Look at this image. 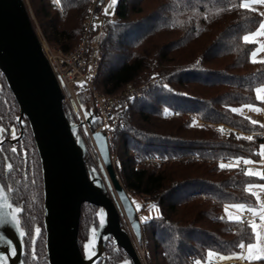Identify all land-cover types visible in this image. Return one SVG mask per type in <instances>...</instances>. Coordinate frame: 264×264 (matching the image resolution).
I'll use <instances>...</instances> for the list:
<instances>
[{
	"label": "trees",
	"instance_id": "16d2710c",
	"mask_svg": "<svg viewBox=\"0 0 264 264\" xmlns=\"http://www.w3.org/2000/svg\"><path fill=\"white\" fill-rule=\"evenodd\" d=\"M27 2L50 47L69 52L77 45L90 0H60L59 7L53 0ZM240 2L117 0L112 15L90 30L100 60L97 90L115 94L129 85L134 90L122 101L123 123L108 146L126 192L143 200L142 211L157 206L146 222L136 211L149 264H193V258L205 261L209 249L229 255L240 252L241 241L255 240L250 222L230 221L225 205L257 207L246 189L263 179L246 175L245 168L219 167L234 158L259 160L264 143L261 123L252 124L248 108L242 107L260 104L254 90L264 85V63L252 61L255 44L242 37L256 30L262 17L240 8ZM0 94L1 121L16 125L18 105L1 71ZM77 96L88 99L94 113L85 114L94 129L98 121L88 91ZM25 126L22 140L33 172L22 177L16 193L26 227L32 229L35 223L42 225L43 189L33 136ZM97 213L96 206L81 205L77 238L82 253L98 224ZM35 253L37 264H48L44 237L37 239ZM125 260V252L110 238L105 264Z\"/></svg>",
	"mask_w": 264,
	"mask_h": 264
},
{
	"label": "water",
	"instance_id": "95a60500",
	"mask_svg": "<svg viewBox=\"0 0 264 264\" xmlns=\"http://www.w3.org/2000/svg\"><path fill=\"white\" fill-rule=\"evenodd\" d=\"M0 71L17 102L21 132V119L25 116L40 159L47 263L92 264L102 260L105 264L104 247L112 237L131 264H143L121 225L120 211L140 241V221L115 173L106 134L92 132L104 183L87 168L84 144L77 135L76 124L64 111L58 81L43 53L25 0H0ZM86 117L91 125V117ZM106 186L114 190L117 201L107 193ZM83 203L96 206L97 215L103 210L104 223L101 226L98 215L95 233L88 241L94 245L91 259L83 255L77 238ZM11 243L16 246L13 260L7 251ZM20 251L18 231L12 225H0V256L4 253L9 264H20Z\"/></svg>",
	"mask_w": 264,
	"mask_h": 264
},
{
	"label": "built area",
	"instance_id": "2783aa9c",
	"mask_svg": "<svg viewBox=\"0 0 264 264\" xmlns=\"http://www.w3.org/2000/svg\"><path fill=\"white\" fill-rule=\"evenodd\" d=\"M109 5L110 0H90L89 12L80 40L77 45L69 52H63L59 48L50 47L43 37L37 23L34 24L32 15H30L33 27L41 43L43 53L58 81L62 94L61 102L64 111L67 116L71 118L70 120H72L77 126V135L84 144L85 154L87 151V139H89L90 142L95 146L92 139L93 131H103L106 134L109 142V140L113 137L114 129L123 123V114L121 112V104L123 99L128 96H134V90L131 85L115 94L101 93L97 90L95 85V78L98 74L100 60L96 54V46L91 42L90 30L98 20L105 16H110V14H106V9L109 7ZM56 6L59 7V3H56ZM84 89H86L89 93L90 104L96 112V118L98 121L97 126L91 131L88 129L80 107L75 100L77 94ZM136 94L139 95L138 92H135V95ZM83 127H85V132H82ZM260 136L264 139V134L262 132L260 133ZM84 158L85 160L88 159L86 155H84ZM260 161L264 162L263 159H260ZM229 162L234 161L230 160L228 163ZM238 167L241 169L245 168L243 160H241ZM87 168L93 172H96L94 168L91 169L88 165ZM122 215H124L123 212L121 213V216ZM125 219L126 222L121 221L122 227L129 234L136 247L135 243H138L139 241L136 239L130 226V222L126 216ZM241 222L259 223L260 219L259 216L254 215L252 212L244 211L241 214ZM126 224H128L127 227ZM240 252H244V249H240ZM141 260L143 264L146 263L143 257L142 249ZM195 260L197 259H192L193 264H195ZM240 261L241 260L239 259V262ZM224 263H226V261L219 260L218 258L214 260V264Z\"/></svg>",
	"mask_w": 264,
	"mask_h": 264
},
{
	"label": "snow or ice",
	"instance_id": "6c2138e0",
	"mask_svg": "<svg viewBox=\"0 0 264 264\" xmlns=\"http://www.w3.org/2000/svg\"><path fill=\"white\" fill-rule=\"evenodd\" d=\"M54 3H59L60 0H53ZM117 0H110L111 5H115ZM253 5H264V0H241L239 7L242 9H246L249 11H257ZM261 16H264V12L260 13ZM264 36V20H261L259 23V28L257 31L246 34L242 37V39L246 43H251V44H257L259 43V51L264 52V43H260L256 38ZM257 52L254 51L252 52V61L255 63L257 62ZM259 62L264 63V60H261ZM165 88L168 87V85H164ZM256 93V99L259 101H264V85H260L257 87L255 90ZM243 108H248L253 111H261L260 108L255 107L253 104H245L242 106ZM232 112H242V108H232ZM165 114L169 112L168 108L164 109ZM250 119V118H249ZM197 121L193 119V125H195ZM252 124H257L258 121L256 120H251ZM2 131V129H0ZM220 132H223L224 129L221 127L219 129ZM247 140H252V136H247L244 137ZM262 151L259 152L258 154L264 158V145L260 146ZM13 152L16 151L15 148L12 149ZM243 158H234V162H229V163H224L221 161L219 164V167L221 169H231L234 167H238L239 163L241 162ZM244 164H251L254 163L252 160L248 159H243ZM7 167L11 170L13 168V165L8 164ZM246 175L249 176H257L260 177L261 179H264V171H253L252 169H247L245 172ZM253 188H259L260 191H264V184H256V185H248L247 189L248 191L251 192L253 196L256 197L257 201L260 200V196L257 192L252 191ZM11 188H7V192H11ZM0 201H3V203H0V225H12L20 234V236H24L26 233L21 227V221L19 219V214L22 212V209L18 206H14L13 203L9 202L8 197L6 195V189L5 186L0 185ZM150 208H157L156 205H150ZM141 206L137 204V210L139 211ZM4 209H10V211H4ZM229 209H236L239 212H244V211H249L252 212L254 215L258 214L260 223L257 224L255 222L250 223V228L252 233L256 237V242L255 243H248L246 248L247 252H233L229 255H223L221 253L215 252L212 249H209L207 251V259L205 261H201L199 259L195 260V264H214V260L218 258L219 260H230V259H247L248 261H255V260H264V202L260 203V208L255 209V208H246L244 204L241 203H235L231 205H225V214L227 215L228 219L230 221H235V222H240L241 221V216L240 215H233ZM100 215V224L101 226L104 223V218H103V210L98 214ZM152 219V217H142L141 221L146 222L147 220ZM93 233H95V228L92 229ZM41 232V229L39 227L35 228V233L36 235H39ZM240 249L245 248V243L241 241L238 245ZM85 248V253L88 254L90 250V246L88 244L84 245ZM11 254L16 255V249L12 247L11 249ZM94 254V253H93ZM33 258H36V253L33 251ZM89 259H91V256H89ZM7 260V257L5 256H0V264H4V262ZM123 264H128V261H124Z\"/></svg>",
	"mask_w": 264,
	"mask_h": 264
},
{
	"label": "flooded vegetation",
	"instance_id": "af4514ba",
	"mask_svg": "<svg viewBox=\"0 0 264 264\" xmlns=\"http://www.w3.org/2000/svg\"><path fill=\"white\" fill-rule=\"evenodd\" d=\"M0 100H1V94H0ZM18 116H19V113L17 115V119H18ZM25 123H28V121L26 117L23 116L21 119V126H22V132H21V128H20V124L18 123V120H16V125H15L13 123H10V124L6 122L3 123L0 119V129H2V131H0V185L5 186L6 195L8 197L9 202L13 203L14 206H18L22 209V212L19 214V219L21 221V227L23 228L26 234L24 236H20L18 232V238H19L20 247H21L20 264H37L38 260L36 258L35 259L33 258V251H35L37 239L39 237H43V233L40 232L39 235H36L35 228L41 227V226L43 227V218H42V225H40L39 223H35L34 228L32 229H29L28 227H26V223L24 219V216L26 217V215H25L24 208H23V202L17 197V193H16L17 186L20 183L22 177L26 178L29 176L30 173L33 172V169H32L33 165H29V157L27 154V149L22 140L23 139L22 137L26 130ZM33 142H34V139H33ZM34 145H35V142H34ZM13 148L16 149L15 152L12 151ZM36 153H37V150H36ZM37 156H38V153H37ZM8 164L13 165V168L11 170L7 167ZM40 168H41V165H40ZM41 177H42V173H41ZM7 188H11L12 191L7 192ZM42 189H43V183H42ZM6 211H10V209H6ZM27 216L30 217V214H27ZM110 238L112 239V237H109L108 240ZM44 240H45V231H44ZM12 247L16 249V246L13 243H11L7 251L9 252V255L11 256V259L13 260L15 255L11 254L10 249ZM105 247H106V244H105ZM105 247H104V251H105ZM3 256L6 257L4 253H3ZM128 261L131 264L129 258H128ZM4 264H9L8 260H6Z\"/></svg>",
	"mask_w": 264,
	"mask_h": 264
},
{
	"label": "rangeland",
	"instance_id": "374dc122",
	"mask_svg": "<svg viewBox=\"0 0 264 264\" xmlns=\"http://www.w3.org/2000/svg\"><path fill=\"white\" fill-rule=\"evenodd\" d=\"M25 3H26V5H27V8H28V10H29V13H30V15H32V20H33V22H34V24L36 23V21H35V19H34V16H33V13H32V11H31V8L29 7V4H28V2H27V0H25ZM114 6L115 5H109V7L106 9V14L107 15H112V13H113V11H114ZM48 44V43H47ZM76 103L79 105V107H80V110H81V112H82V114H83V118H84V120L86 121V124H87V127H88V129L91 131V130H93L92 129V127H91V125L88 123V121H87V117H86V114H85V112L87 113V112H93V109L91 108V106L89 105V101H88V99H86V97L85 96H83L82 97V99L80 100L79 99V96H76ZM94 113V112H93ZM70 118V117H69ZM71 119V118H70ZM72 121V120H71ZM73 122V121H72ZM82 132H85V127H83L82 128ZM86 146H87V151H86V156L88 157V159H86L85 160V162H86V165H88V166H90V168L91 169H93L94 168V170L96 171V173L101 177V179L103 180V182L105 183V177H104V175H103V168H102V163H101V160H100V158H99V154H98V152L96 151V148H95V146L90 142V140L89 139H87V141H86ZM85 159V158H84ZM112 162H113V164H114V167H115V171H116V167H117V163H118V161H117V159H115V157L114 156H112ZM116 175H117V177H118V174H117V172H116ZM119 178V177H118ZM106 191H107V193L113 198L114 197V199L117 201V197H116V194H115V192H114V190L112 189V188H109V187H107L106 186ZM255 192H257L256 190H255ZM130 192L127 190V194L129 195V197H130V199H131V201H132V204H133V206H134V208H135V210L136 211H138L137 210V204H139L140 206H141V208H140V213L138 214V216H139V218L141 219L142 217H149L154 211H155V209H152V208H148L146 211L144 210V211H142V207H143V205H144V203H143V200L142 199H140V198H137V197H134V196H130V194H129ZM121 213H122V211H120V215H121ZM138 213V212H137ZM120 219H121V221L122 222H126V219H125V216L124 215H122L121 217H120ZM127 225L128 224H126V227H127ZM40 229H41V232H42V230H43V227L41 226V227H39ZM92 233H93V231H92ZM92 233H91V235H92ZM91 235H90V237H91ZM132 235V234H131ZM43 237H44V233H43ZM90 239V238H89ZM89 241V240H88ZM88 241L86 242V244H88L89 246H90V250H89V252H88V254H86L85 253V248H84V252H83V254H84V256L85 257H87V258H89V256H92V254H93V251H94V245H92V244H89L88 243ZM134 243V242H133ZM136 244V250H137V252L139 253V255H140V258H141V249L143 250V257H144V260L146 261V263L145 264H149V260H147V259H145V254H146V252H147V250H145L146 249V247H145V245H144V247H143V244L141 243V240L137 243H135ZM247 246V245H246ZM246 248V247H245ZM104 255H105V251H104ZM245 261L247 260V259H244ZM224 261H226V263H224V264H245V263H242L241 261L239 262V259H230V260H224ZM242 261H243V259H242ZM128 264H130L129 262H128Z\"/></svg>",
	"mask_w": 264,
	"mask_h": 264
},
{
	"label": "crops",
	"instance_id": "0c3cea01",
	"mask_svg": "<svg viewBox=\"0 0 264 264\" xmlns=\"http://www.w3.org/2000/svg\"><path fill=\"white\" fill-rule=\"evenodd\" d=\"M253 7H255L257 9V11L259 13L261 12H264V5H253ZM262 17V20H264V16H261ZM259 28V26L257 27V29ZM254 30L253 32L257 31ZM252 33V32H251ZM249 34V33H248ZM260 43H264V36H260V37H257L256 38ZM256 51L258 54H257V61H261V60H264V52H261L259 51V43L255 44V47L253 48L252 52ZM252 52H251V59H252ZM256 94V93H255ZM259 101V100H258ZM259 105L255 106L257 108H260L261 111L257 112V111H253V110H250V109H247V113L256 121L260 122L261 125H262V133L264 134V101H259ZM264 145V143L262 144ZM262 151V149L260 148V152ZM260 159H263L261 156L259 157V160H252L254 161V163H251V164H245V171L247 169H252L253 171H264V162H261ZM257 177V176H256ZM260 178V177H259ZM261 184H264V179L262 181ZM257 191V193L259 194L260 196V200L257 201V207H255V209H259L260 208V203L261 202H264V191H260L259 188H253L252 191ZM257 200V199H256ZM231 205V204H230ZM247 208V207H246ZM229 211L232 212L233 215H240L242 214V212H239L237 211L236 209H229ZM257 216H259L258 214H256ZM227 216V215H226ZM260 223V222H259ZM257 223V224H259ZM256 242V237H255V240L253 241V243ZM246 247V245H245ZM247 252V248H244V253ZM242 263H245V264H250L251 262L248 261V260H244L242 261V259H240ZM256 261V260H255ZM259 264H264V260L259 263Z\"/></svg>",
	"mask_w": 264,
	"mask_h": 264
},
{
	"label": "bare ground",
	"instance_id": "6f19581e",
	"mask_svg": "<svg viewBox=\"0 0 264 264\" xmlns=\"http://www.w3.org/2000/svg\"><path fill=\"white\" fill-rule=\"evenodd\" d=\"M99 174V173H98ZM139 255V254H138Z\"/></svg>",
	"mask_w": 264,
	"mask_h": 264
}]
</instances>
